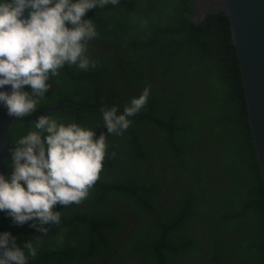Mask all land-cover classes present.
I'll use <instances>...</instances> for the list:
<instances>
[{
    "label": "trees",
    "instance_id": "1",
    "mask_svg": "<svg viewBox=\"0 0 264 264\" xmlns=\"http://www.w3.org/2000/svg\"><path fill=\"white\" fill-rule=\"evenodd\" d=\"M194 9L192 0L90 9L97 34L87 55L97 66L66 64L20 118L30 123L15 122L9 149L41 115L103 133L107 144L87 198L55 205L60 223L47 234L0 211L1 233L36 246L28 264H264V182L231 23L220 12L197 24ZM146 87L130 127L108 134L101 110L122 112Z\"/></svg>",
    "mask_w": 264,
    "mask_h": 264
},
{
    "label": "clouds",
    "instance_id": "2",
    "mask_svg": "<svg viewBox=\"0 0 264 264\" xmlns=\"http://www.w3.org/2000/svg\"><path fill=\"white\" fill-rule=\"evenodd\" d=\"M109 3L119 0H0V87H11V92L0 91V105L9 118L30 116L51 88V77L66 64L81 70L97 66L87 55L96 28L84 17ZM149 95L146 87L122 112L117 106L102 109L107 133L126 131L129 117L140 112ZM106 150L105 134L97 138L96 130L41 115L34 130L9 149L12 173L6 178L3 169L0 174V211L17 225L34 221L31 226L47 234L46 225L60 223L55 205L66 207L87 198L99 179ZM36 254L33 241L21 248L10 232H0V264H27L28 256Z\"/></svg>",
    "mask_w": 264,
    "mask_h": 264
},
{
    "label": "water",
    "instance_id": "3",
    "mask_svg": "<svg viewBox=\"0 0 264 264\" xmlns=\"http://www.w3.org/2000/svg\"><path fill=\"white\" fill-rule=\"evenodd\" d=\"M192 1L195 9L187 13L192 22L199 24L208 13L225 12L229 17L232 39L242 72L252 139L264 182V0ZM28 12L29 10L25 11V16ZM0 91L11 92V87H0ZM15 122L30 123L20 118H9L6 109L0 105V174L2 175L6 159L12 158L9 138Z\"/></svg>",
    "mask_w": 264,
    "mask_h": 264
}]
</instances>
